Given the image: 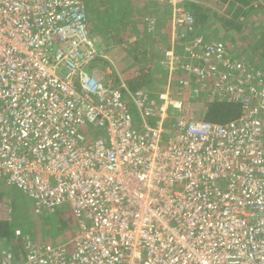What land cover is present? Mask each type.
Here are the masks:
<instances>
[{
	"label": "built area",
	"instance_id": "built-area-1",
	"mask_svg": "<svg viewBox=\"0 0 264 264\" xmlns=\"http://www.w3.org/2000/svg\"><path fill=\"white\" fill-rule=\"evenodd\" d=\"M173 39L165 90H122L87 70L101 52L81 0H0V179L78 223L58 244L15 229L0 264H264V75L221 40L195 35L185 54ZM175 84L240 112L187 118Z\"/></svg>",
	"mask_w": 264,
	"mask_h": 264
},
{
	"label": "trees",
	"instance_id": "trees-1",
	"mask_svg": "<svg viewBox=\"0 0 264 264\" xmlns=\"http://www.w3.org/2000/svg\"><path fill=\"white\" fill-rule=\"evenodd\" d=\"M84 7L89 9L90 12L94 13L95 15L100 14V8L103 5L105 9H107V1L103 0L99 3V5L95 6L92 1L93 0H81ZM136 0H128V4H120V12H121V19L116 17V20L113 15H116L115 12L112 10L110 14V10L105 12L104 14H108L111 16V21L109 25L110 27L107 32L110 31V36L113 35V32L116 34L119 33V38L121 36L122 39L136 37L134 40H129L131 43L130 47L132 49L137 48L136 52L142 54V59L146 60L141 62V67L137 68L138 74L132 77V86L136 87L137 85H147L149 82L153 81V72L159 71L160 73L165 72L164 70L160 69L159 63L156 62L155 52L157 50V46L161 45V42L155 39V36L162 35V37L170 38V28H163L161 23L163 22L164 18H168L169 16H165V9H161V7L154 6L151 8L149 4L143 6V9L148 11L145 18L138 16L137 12L142 11L139 9L135 4ZM212 2L220 5L224 9V13H219L217 10H212L214 8H210L203 3L199 2L198 0H187L183 7L193 15L195 24L192 31L186 30L184 34L180 31L178 32L179 37L175 40L177 44L176 50L179 53H182L183 43L182 46L180 45L183 35H190V38L194 37L195 35H201L203 32L206 34V30L212 29L215 33H220L224 35V39L227 41L225 42V48L231 54L237 55L241 50L242 55L238 54L239 59L246 61L249 63V66L253 68V70H258L260 73L264 75V0H211ZM137 2V1H136ZM147 2V1H145ZM184 3V2H183ZM98 6L100 8H98ZM186 6V7H185ZM95 7H97L95 9ZM143 10V12H144ZM165 13V14H164ZM113 14V15H112ZM134 14L135 17L138 16L140 20H133L131 21L130 16ZM162 14H164L163 19ZM88 17V16H87ZM89 19V18H88ZM89 21V20H88ZM117 21V23H115ZM99 23L101 21L99 20ZM157 24V27L160 30L158 33H154L153 36L150 32V36L147 32L151 27ZM100 26V25H99ZM99 26H97L99 28ZM164 30V31H163ZM166 30V32H165ZM95 31L91 28V32ZM116 34V35H117ZM148 34V35H147ZM194 34V35H193ZM118 36V35H117ZM116 36V37H117ZM115 37V35H114ZM161 37V38H162ZM151 39V41H150ZM186 39V38H185ZM223 39V38H222ZM152 42V44H151ZM169 42V41H168ZM152 45L153 48H147L145 46ZM165 49L170 47V42L167 45H164ZM241 49V50H240ZM240 50V51H238ZM132 52L136 53L135 51L131 50ZM158 51V50H157ZM183 53L186 54L184 50ZM241 53V52H240ZM144 70L146 72H144ZM167 73V72H165ZM128 72L124 71L122 75H127ZM160 74H156V78L159 79ZM162 76V75H161ZM155 79V78H154ZM159 93V92H158ZM184 93V92H183ZM182 93V98L180 100L188 101V99L193 100L192 103H201L203 104V113H198L196 118L205 119L209 121H217V122H224L229 119H232L238 116L240 112V104L239 103H229L219 98L215 97L211 100L201 99V94H191L184 96L187 93ZM158 95V94H157ZM199 99L198 101H195ZM181 113L183 114V107ZM197 113V111H196ZM184 115V114H183ZM169 130V129H168ZM77 221V220H76ZM4 225L0 223V234L4 233ZM5 234L9 235L8 229L5 230ZM8 232V234H7ZM17 242V241H15Z\"/></svg>",
	"mask_w": 264,
	"mask_h": 264
},
{
	"label": "rangeland",
	"instance_id": "rangeland-1",
	"mask_svg": "<svg viewBox=\"0 0 264 264\" xmlns=\"http://www.w3.org/2000/svg\"><path fill=\"white\" fill-rule=\"evenodd\" d=\"M101 1L103 0H93L92 3L95 6H97L99 5ZM106 1L108 2L107 9H105L103 5L101 6V8L98 6V8H100V14L95 15L94 13L90 12L89 9H87L86 11L88 18H89L88 20H89L90 28L96 30L95 32L93 31V33L91 32L93 37L97 34L99 36L103 35L101 33L100 34L98 33L100 29L97 30L96 27L99 25H100L99 27H101L102 25H109L111 21V16H109L108 14H110L111 12H108V11L110 9H112L116 13V16L117 17L119 16V18L121 19L120 4L127 5L129 3L128 0H106ZM186 1L187 0H171L170 5H167L165 9L166 14L164 13L165 16L167 15L169 16V20L168 18L163 19L164 14H162L161 19H163V22L161 23V26L165 29L167 27L170 28V33L172 36L175 37V39L177 38V33L179 31L181 33H185L186 29L184 27L178 28L175 26L176 23L173 21V16H172L174 12V8L183 7ZM198 1L210 8L211 7L214 8L212 10H217L219 13H224V9L220 5L212 2L211 0H198ZM153 3L155 2L153 1L145 2V1L138 0L137 7L142 10V11L137 12L138 16L140 15V17L145 18L148 11H146V9L144 10L143 6H146V4H149L151 8H153L154 6H156L155 4H157V3L155 4ZM134 4H136V2H134ZM165 6L166 5H163L162 7H165ZM96 8L97 7H95V9ZM105 12H108V14L105 15L104 14ZM129 16H130L131 21L141 19V18L138 19V16L135 17L134 14L129 15ZM99 20L101 21V23H99ZM157 29H158L157 24H155L149 30L147 29V32L150 35V32H153V33L158 32L156 31ZM159 30H160V27H159ZM153 33L151 34V36H153ZM116 34L113 32L112 39H114V35L115 37L117 35L119 37V33L117 35ZM190 35H191L190 33L189 35H183L182 40H180L181 46H182V43L184 45L186 44V42H188L191 39ZM201 35L204 36L207 40H221L223 43L227 42L224 39L225 37L224 35H221L220 33H215L214 30L212 29L211 30L207 29L206 34L203 32ZM96 40H99V39H96ZM157 50H156V53L159 54V56H161V52H163V55H164V51H165L164 47L160 45V47H158ZM240 52L238 54L242 55L243 51L241 50ZM140 66H141V63H140ZM161 74H165V72ZM165 78L166 77L164 75L162 76L160 75L158 81H160V79L164 80ZM200 98L202 99L203 95H201ZM192 102H189L186 100L183 101V114L187 118L195 117L198 115V113L202 114L204 110L203 104H199L196 102L192 103ZM131 112L135 117L134 118V124H135L137 116H136V111L133 107H131ZM177 114L178 112L175 108L173 107L168 108L167 119L165 120V123H164L165 129L170 128L173 118ZM82 131L87 132L85 128H83ZM96 138H97L96 135L92 133L90 136L88 135L87 142H92ZM4 201H8L4 204V206H6L7 208H10L11 210L10 214L8 215L6 214V216L11 218L10 223L19 226L20 227L19 229L22 230L23 234H25L28 231L29 235L38 241H41L44 243H51V244L62 243V242L68 241L72 237V235L75 233V231L78 229V223L75 219V216L69 210L63 211L61 208H59L54 213H51L49 215L35 214L33 210L34 204H33L32 199L29 198L20 188L16 187L15 185H7L4 181V176H3L0 179V210L2 209L1 205ZM70 245L72 246V244Z\"/></svg>",
	"mask_w": 264,
	"mask_h": 264
},
{
	"label": "crops",
	"instance_id": "crops-1",
	"mask_svg": "<svg viewBox=\"0 0 264 264\" xmlns=\"http://www.w3.org/2000/svg\"><path fill=\"white\" fill-rule=\"evenodd\" d=\"M136 1H138V0H136ZM139 1H146V0H139ZM147 1H149V0H147ZM149 2H151V1H149ZM153 4H155V3H153ZM135 5L137 6V2ZM155 5L157 7H161V9L162 8L166 9L167 5H170V3L169 2H158ZM161 5L162 6L166 5V6L162 7ZM111 11L112 10H110V12ZM163 11H165V10H163ZM113 16L116 20L117 16L116 15H113ZM128 19H130V18H128ZM115 23H117V21H115ZM96 29L97 30L100 29V31L98 32L99 34L100 33L103 34V35H100L101 37L98 34L94 36L97 47H98L99 51L101 52V56H98L96 61H94L91 64V66H89L87 68L88 71H97L100 74V76L102 77V80L104 82L109 83L113 87H119L122 90H124V87H126L129 91H135L138 89H142V90L147 91L149 95L155 96V97L157 96L158 92L165 90L166 85H167L166 84V78L164 80L160 79V81H158L159 79L156 78V74L164 75L166 77V73L161 74L158 70L153 72V81L149 82L147 85L142 86L139 84L136 87H134V85L132 86V79H134L132 77V75L136 76L138 74V71L136 69L141 67L140 63L143 60L142 54L140 52L137 53L138 52L137 48L132 49L130 47V45H128L129 43H131L130 41L133 39L135 40L136 37L131 38V40L129 39L130 37L122 39L121 36H120V38L117 36V37H114V39H112V36H109L110 31L107 32V30H109L110 27H106V25H102L99 28L96 27ZM156 31H159V29H157ZM92 33H93V31H92ZM154 33H153V35H154ZM156 33H158V32H156ZM149 37L151 38L150 35H149ZM161 37H162V35L159 34L158 37H157V35L155 36V39L161 42L162 47H165L164 45H167V43H169V42L171 44L174 41L173 36L171 34H170L169 39H167V37H164V36L162 38ZM96 39H99V40H96ZM175 40H177V39H175ZM150 41H151V39H150ZM151 44H152V42H151ZM151 44L149 45V47L148 46H145V47L153 48ZM158 47H160V46H157L156 48H158ZM131 50H133L135 52L137 50V52L134 53ZM154 52L156 55L157 54L156 51H154ZM153 58H156V62L159 63L160 69H162L166 72V68L163 64V62H165V60H164L165 56L163 55V52H161V56H159V54H157L156 57H153ZM143 61H146V60H143ZM124 71H127L128 74L122 75ZM144 72H146V71L144 70ZM174 75H176V77L179 76L180 78L185 77V74L181 71H176ZM175 85L176 86H172L170 88L169 94L172 97L175 96V97L180 99V98H182V94L180 96L178 95V93L176 92L177 84H175ZM184 93H187L184 95V96H186L189 93L192 94V91L186 90V92H184ZM188 101L191 102L190 99H188ZM199 104H201V103L199 102ZM136 116H137V114H136ZM147 121L151 125L155 124V119L153 117H148ZM140 123H141V119L139 116H137L136 122L134 125L139 126ZM167 130L168 129L164 130V135L166 134ZM6 202H8V201H4L2 203V205H1L2 209L0 210V223H2V225L5 226L4 231H3L4 233L0 234V254H1L2 250H6L9 248H11L12 250H16L18 248L17 245L14 244V242L17 241V238L15 236V229L20 228V227L17 225L11 224L10 223L11 218L6 216V214L8 215L11 213L10 208H7L6 206H4V204ZM38 215H40V214H38ZM7 229H8V232L10 233L9 235L5 234V232H6L5 230H7ZM8 232H7V234H8ZM21 232H22V230H21ZM25 235H29L28 231L25 233Z\"/></svg>",
	"mask_w": 264,
	"mask_h": 264
},
{
	"label": "clouds",
	"instance_id": "clouds-1",
	"mask_svg": "<svg viewBox=\"0 0 264 264\" xmlns=\"http://www.w3.org/2000/svg\"><path fill=\"white\" fill-rule=\"evenodd\" d=\"M147 1V0H146ZM149 1H153V2H155V3H158L159 1H155V0H149ZM162 2V1H161ZM163 2H171L170 0H165V1H163ZM85 11H87V9H86V7H85ZM86 14H87V12H86ZM88 16V15H87ZM89 28H90V25H89ZM90 31H91V28H90ZM92 34V33H91Z\"/></svg>",
	"mask_w": 264,
	"mask_h": 264
}]
</instances>
